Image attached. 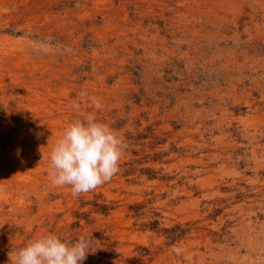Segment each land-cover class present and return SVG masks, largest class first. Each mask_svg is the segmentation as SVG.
<instances>
[{
  "label": "rangeland",
  "instance_id": "rangeland-1",
  "mask_svg": "<svg viewBox=\"0 0 264 264\" xmlns=\"http://www.w3.org/2000/svg\"><path fill=\"white\" fill-rule=\"evenodd\" d=\"M88 115L127 147L74 196L50 155ZM49 233L113 264H264V0H0V264Z\"/></svg>",
  "mask_w": 264,
  "mask_h": 264
},
{
  "label": "clouds",
  "instance_id": "clouds-1",
  "mask_svg": "<svg viewBox=\"0 0 264 264\" xmlns=\"http://www.w3.org/2000/svg\"><path fill=\"white\" fill-rule=\"evenodd\" d=\"M95 108L102 105L95 103ZM126 143L109 125L93 115L72 122L57 139L50 155L49 175L58 186H71L74 196L109 182L119 171ZM93 238L69 241L55 233L43 234L10 256L11 264H83L93 250Z\"/></svg>",
  "mask_w": 264,
  "mask_h": 264
},
{
  "label": "trees",
  "instance_id": "trees-1",
  "mask_svg": "<svg viewBox=\"0 0 264 264\" xmlns=\"http://www.w3.org/2000/svg\"><path fill=\"white\" fill-rule=\"evenodd\" d=\"M117 257V253L114 249H107L104 252L98 251L95 256H87L85 263H92V264H113L112 261L115 260Z\"/></svg>",
  "mask_w": 264,
  "mask_h": 264
}]
</instances>
